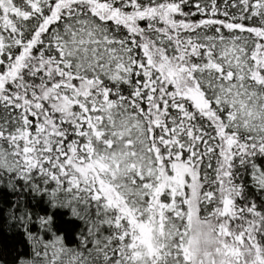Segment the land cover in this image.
Masks as SVG:
<instances>
[{
  "label": "snow or ice",
  "instance_id": "1",
  "mask_svg": "<svg viewBox=\"0 0 264 264\" xmlns=\"http://www.w3.org/2000/svg\"><path fill=\"white\" fill-rule=\"evenodd\" d=\"M5 203L11 264H264V0H0Z\"/></svg>",
  "mask_w": 264,
  "mask_h": 264
},
{
  "label": "trees",
  "instance_id": "2",
  "mask_svg": "<svg viewBox=\"0 0 264 264\" xmlns=\"http://www.w3.org/2000/svg\"><path fill=\"white\" fill-rule=\"evenodd\" d=\"M5 202L8 200H15L10 192H6L3 195ZM27 201H30L33 205H36L37 198H34L31 194L27 195ZM40 208H46L44 204L39 205ZM7 203L4 205V211H0V249L4 252V259L11 264L12 258L21 251L26 250V240L22 234V230L14 226V222L10 221L6 214ZM69 217L64 210L57 211L55 214V227L60 231L67 233V239L72 241V232L75 225H69L67 223Z\"/></svg>",
  "mask_w": 264,
  "mask_h": 264
},
{
  "label": "clouds",
  "instance_id": "3",
  "mask_svg": "<svg viewBox=\"0 0 264 264\" xmlns=\"http://www.w3.org/2000/svg\"><path fill=\"white\" fill-rule=\"evenodd\" d=\"M206 229L202 226H198L195 223L193 224V233H192V243L191 251L194 255H199L206 247H208V239L203 235Z\"/></svg>",
  "mask_w": 264,
  "mask_h": 264
}]
</instances>
